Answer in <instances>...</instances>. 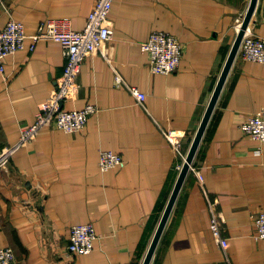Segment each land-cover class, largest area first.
<instances>
[{
	"label": "crops",
	"instance_id": "obj_1",
	"mask_svg": "<svg viewBox=\"0 0 264 264\" xmlns=\"http://www.w3.org/2000/svg\"><path fill=\"white\" fill-rule=\"evenodd\" d=\"M96 0H0V26L14 17L27 33L49 19L86 25ZM251 0H116L113 39L82 66L68 106L98 105L78 132L50 126L0 169V247L18 264H142ZM250 28L264 36V0ZM154 30L177 36L184 55L175 71L155 73L142 41ZM31 39L6 58L0 75V149L16 143L63 74L56 40ZM109 57V59H107ZM116 69L146 92L140 103L116 86ZM264 108V64L237 54L150 264H264L255 216L264 209V143L240 124ZM180 133L182 154L165 130ZM124 162L103 170L101 150ZM198 172L204 176L199 180ZM219 211L228 246L213 235ZM93 222L89 253L69 249L74 224Z\"/></svg>",
	"mask_w": 264,
	"mask_h": 264
},
{
	"label": "built area",
	"instance_id": "obj_2",
	"mask_svg": "<svg viewBox=\"0 0 264 264\" xmlns=\"http://www.w3.org/2000/svg\"><path fill=\"white\" fill-rule=\"evenodd\" d=\"M115 1L96 0L85 27L80 30L72 28L69 21L64 19H49L41 22L37 30L31 34L27 33L25 24L14 17H11L4 26H0V75L2 76L6 75V58L24 48L28 38L31 39L32 49H35L43 40L60 42L67 59L63 74L58 78L49 97L40 106L35 121L22 128L20 139L16 143L0 149V169L9 165L20 148L33 143L43 129L55 126L67 132H78L86 127L90 116L98 112L99 107L95 103H89L81 109L70 107L66 103L76 98L79 93L78 76L85 59L98 50H103L106 56L109 55L107 50L103 49V45L111 41L114 36L111 11ZM243 18H237V30ZM141 48L148 54L149 64L155 73L175 71L184 55L182 41L177 36L162 30L152 31L149 38L142 41ZM238 53L246 60L264 64V36L256 34L249 26L244 33ZM115 73V85L128 87L134 97L144 104L146 92L137 85L129 84L117 69ZM240 128L252 139L264 143V108L244 119ZM165 135L173 149L182 154V133L176 129H168L165 130ZM123 162L124 158L118 152L106 149L100 152L99 163L103 170ZM197 174L199 180L203 182V174L201 172ZM255 223L257 228L255 236L264 239V209L255 216ZM211 224L214 238L226 248L229 241L224 235L223 220L219 211H213ZM99 236L93 222L74 224L70 230L69 249L73 253H89L93 250ZM0 264H18L12 247H0Z\"/></svg>",
	"mask_w": 264,
	"mask_h": 264
},
{
	"label": "water",
	"instance_id": "obj_3",
	"mask_svg": "<svg viewBox=\"0 0 264 264\" xmlns=\"http://www.w3.org/2000/svg\"><path fill=\"white\" fill-rule=\"evenodd\" d=\"M257 2L258 0H251L250 2V5L244 15V18H243V21H242V24L237 32V35H236V38L233 42V45H232V48H231V51L229 53V56H228V59L226 60V63L224 65V68H223V71L219 77V80H218V83L216 85V88H215V91L213 93V96L211 98V101L208 105V108H207V111L203 117V120L200 124V127L194 137V140L192 142V145L188 151V154H187V157H186V160L184 162V165L181 169V172L179 174V177L177 179V182L175 184V187L173 189V192L170 196V199L166 205V208L164 210V213L162 215V218H161V221L159 223V226L157 228V231L154 235V238L152 240V243L150 245V248L148 250V253L143 261L142 264H150L151 261H152V258H153V255H154V252L156 250V247L158 245V242L160 240V237L162 235V232L166 226V223L168 221V218L170 216V213L173 209V206L176 202V199L178 197V194L180 192V189L184 183V180L192 166V163H193V160H194V157L197 153V150L199 148V145L202 141V138L204 136V133H205V130L208 126V123L210 121V118L212 116V113L214 111V108L216 106V103L218 101V98L220 96V93L223 89V86L225 84V81L228 77V74L230 72V69L232 67V64L238 54V51H239V48H240V44H241V41H242V38L244 36V33L246 31V29L249 27L250 25V22H251V19H252V16H253V13L255 11V8H256V5H257Z\"/></svg>",
	"mask_w": 264,
	"mask_h": 264
}]
</instances>
